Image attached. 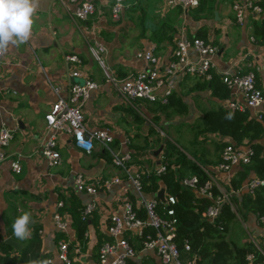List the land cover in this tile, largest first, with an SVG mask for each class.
<instances>
[{
  "label": "crops",
  "instance_id": "crops-1",
  "mask_svg": "<svg viewBox=\"0 0 264 264\" xmlns=\"http://www.w3.org/2000/svg\"><path fill=\"white\" fill-rule=\"evenodd\" d=\"M89 1L96 10L87 19L79 20L72 17L74 5L68 0H0V10L10 13L14 23L0 33L4 46L0 54V126L5 124L14 129L6 152L11 157L20 155L22 166L21 172L15 173L9 157L0 162V237L5 242L10 239L17 243L15 246L7 242L19 264H32L36 257L43 258L40 264H46L48 257L53 264H64L57 253V243L62 237L68 240L71 264H100V246L114 239L108 232V216L123 211V196H128L138 214L145 216L139 194L126 171L112 163L101 144L94 142L87 151L74 143L71 134L57 132L56 148L61 162L55 166L38 150L46 131L44 115L53 101L67 95L71 79L82 82L91 77L98 82L83 105L86 127L108 129L113 146L130 153V168L145 173L154 171L166 159L160 157L166 141L172 142L176 137L184 143L186 155L201 168L215 167L222 150L216 146L217 141L227 139L218 133H194L195 124L207 109L218 106L231 109L228 103L232 99L244 103L237 89L226 87L229 92L225 97L215 96L209 86L201 85L199 76L178 70L172 75L162 69L174 59L172 51L178 31L188 37L204 34L218 47L211 59L212 74L221 77L223 71L253 70L256 84L264 94V0L256 1L261 6L260 12L246 7L242 22L236 21L234 0H203V10L170 5L167 0H123V12L118 18L111 15L114 0ZM95 43L104 45L105 50H97ZM146 50L158 58L164 77L173 79L171 95L182 98L187 106L185 113L173 107L163 109L165 103L159 101L127 102L113 83L106 80L109 75L121 79L145 68L148 61L138 52ZM68 54L77 55L79 62H68ZM188 55L194 60L198 57L193 49ZM72 68L80 71L74 78L68 76ZM259 110L264 112V102ZM183 131H191L193 139H188ZM189 151L194 156L197 153L203 162L194 159ZM77 173L89 180L111 175H119L121 179L108 188L88 193L75 188ZM235 173L213 171L212 175L216 184L226 189ZM157 191L146 195L155 196ZM238 191L232 190L230 195ZM91 202L95 208L80 239L70 210H81ZM230 204L236 212V205L232 201ZM56 212L68 222L66 232L57 227ZM244 213V218L236 215L230 229L239 220L250 225L249 238L264 253V223L254 213ZM58 231L63 233L59 239ZM227 234L229 239L231 233ZM126 238L135 249L134 255L128 257L133 264H167L155 250L143 248L138 237L126 234ZM120 250L118 247L117 252ZM114 256L115 253L109 254L108 259Z\"/></svg>",
  "mask_w": 264,
  "mask_h": 264
},
{
  "label": "built area",
  "instance_id": "built-area-1",
  "mask_svg": "<svg viewBox=\"0 0 264 264\" xmlns=\"http://www.w3.org/2000/svg\"><path fill=\"white\" fill-rule=\"evenodd\" d=\"M63 1V0H61ZM170 5H180L184 8L194 7L199 0H167ZM257 0H234L232 9L236 17V21L242 22L246 7H251L257 12L261 11V6ZM73 4L72 17L74 19L85 20L92 14L96 7L89 0H68ZM123 12V0H114L111 6V15L118 18ZM14 25L13 19L5 10H0V33L3 29L10 28ZM97 50L103 52L104 45L95 43ZM3 44L0 42V54L3 50ZM190 49L197 52V59H191L188 55ZM218 47L207 39L198 36L188 37L185 32L178 31L175 37V46L173 48L174 59L165 66L166 73L174 74L175 70L182 73H191L199 78H211L210 68L212 67V55L216 53ZM148 61L145 68L138 70L136 73L130 74L121 79L109 75L106 80L111 81L117 88L121 96L131 102L137 99L147 101H159L167 103L173 87V79L167 78L161 73L158 58L151 50L139 51ZM68 62H79V58L75 54L66 55ZM80 74L79 69L72 68L68 76L74 78ZM221 79L227 88L237 89L243 98L244 103H240L237 99L229 101L228 106L235 110L250 109L253 115L261 117L263 111L259 110V106L264 102V94L262 89L257 86L255 73L253 70L246 72H230L223 71ZM98 86V82L91 77H86L82 82L72 81L68 85V93L65 97H58L51 104L45 113L46 131L42 140V147L38 149L48 163L52 166L61 162V154L56 148L58 142L57 132H67L74 137V143L83 146L87 151L93 146L94 142L101 144L110 154L111 161L114 165L123 168L129 180L139 194L138 201L143 207L144 217H140L137 209L134 207L128 196H123L121 213H110L108 216L107 228L112 241L102 243L99 249L100 264H125L128 257L134 255L135 249L126 238V234L134 235L141 241L143 248L153 249L160 256L161 260L167 264H197V254L190 252L189 255L184 253L191 249L188 240L183 241L182 247L178 246L177 239V218L175 216L174 204L176 198L172 194L164 193V201H160L155 196H148L142 193V175L145 173L142 169H131L129 162L131 155L129 152L121 151L113 146V136L106 128L90 129L84 123L83 105L90 97L91 92ZM56 91L59 87H54ZM14 135V129L2 124L0 126V162L9 157L10 167L13 172L19 173L22 170L20 155L9 156L6 147L9 145ZM253 150L250 146L240 147L233 143H227L220 152V159L215 167L218 171H223L228 175L233 168L240 163H249ZM163 158V154L160 155ZM166 170L164 160L158 163L154 172L161 174ZM203 170L207 174V178L199 183L197 174H189L182 176L180 182L187 187L196 189L197 194L207 196L212 201L206 206L203 216L214 221L220 212V204L223 200H229L230 192L222 189L216 184L213 173L205 167ZM119 175H111L105 178H96L94 180L86 179L81 173H77L74 177V185L78 191L88 193H96L101 187H110L112 183L120 181ZM264 184V176H252L245 183L244 188L249 193H254L255 189ZM216 186L219 193H214L213 188ZM159 202L163 203L165 216L158 211ZM58 204H62L59 202ZM95 208L93 202L87 203L81 210L82 218L87 217ZM259 220L264 223V217L258 216ZM54 220L59 230L66 232L68 222L63 219L60 213L54 214ZM149 225L153 231L146 228ZM219 229H222L219 226ZM1 246V241H0ZM118 247L121 248L117 252ZM68 240L65 237L59 239L57 243V253L59 259L64 264H71V258L68 256ZM115 253L114 258L108 259V255ZM261 259H256L254 252L246 255V261L242 264H264V253L259 250ZM1 264V263H0ZM46 264H53L51 257L46 259ZM238 264V263H234Z\"/></svg>",
  "mask_w": 264,
  "mask_h": 264
},
{
  "label": "trees",
  "instance_id": "trees-1",
  "mask_svg": "<svg viewBox=\"0 0 264 264\" xmlns=\"http://www.w3.org/2000/svg\"><path fill=\"white\" fill-rule=\"evenodd\" d=\"M195 10H203V0L194 6ZM193 8V7H191ZM199 36H198V35ZM198 37L206 39L204 34L197 33ZM203 87L209 86L212 94L219 97H225L229 90L222 82L221 77L212 74L211 79L200 81ZM198 85L197 87H200ZM163 109L173 107L179 113H185L187 106L179 95L172 93L168 97ZM218 133L226 137L227 140H218L216 146L223 148L227 143H233L236 146H250L253 150L249 163H240L233 170L235 175L229 179L230 183L225 185L226 190H239L240 193L231 194L229 200H223L220 206L218 217L214 221L203 216L206 206L212 201L207 196L199 195L195 188L184 186L180 178L186 174H197L199 183L203 182L208 176L198 163L189 158L181 146L173 144L170 140L163 148L164 162L166 170L161 174H155L154 171L142 175V192L152 194L158 188L164 187L166 194H172L176 198L174 204L175 216L177 218V243L181 248L185 240L190 242L191 249L186 253L197 254V264H242L246 261V255L254 252L256 259H261L254 242L247 237L242 229L240 238L228 239L227 232L236 220V215L245 217L244 211L252 212L257 216L264 217V184L257 187L254 193H249L242 189V183L252 176H264V112L261 117L253 115L250 109L231 110L218 106L217 108L207 109L201 120L195 124V132ZM204 153L201 154L203 156ZM211 173L218 171L216 167L206 166ZM238 167V168H237ZM214 193H219L216 186ZM230 201L236 205V212L232 209ZM82 210V209H81ZM81 210H70L73 216V223L77 226L76 233L78 238H82L89 218H82ZM79 211V212H78ZM158 211L165 216L163 203L159 202ZM143 217V215H140ZM219 226L222 229H219ZM146 228L153 231L147 225ZM238 234V235H239ZM1 241L0 263L1 264H19L17 256L10 251L12 246ZM186 255V254H185ZM43 258H34L32 264H40ZM125 264H133L131 259H127Z\"/></svg>",
  "mask_w": 264,
  "mask_h": 264
},
{
  "label": "rangeland",
  "instance_id": "rangeland-1",
  "mask_svg": "<svg viewBox=\"0 0 264 264\" xmlns=\"http://www.w3.org/2000/svg\"><path fill=\"white\" fill-rule=\"evenodd\" d=\"M169 134V133H168ZM171 135V134H170ZM183 135H185L188 139H193V134H192V132L191 131H183ZM169 136V135H168ZM172 138V137H171ZM173 142V144H176V145H178V146H181L182 147V149H184V151H187L186 150V147L185 146H183V144L184 143H182V141H181V139H179V138H177L176 137V139H174V141H172ZM190 152V151H189ZM191 153V152H190ZM192 154V157L194 158V159H197L199 162H203V161H201L198 157H197V153L195 154V156L193 155V153H191ZM239 222L240 223H236L235 225H234V227H232L228 232L229 233H231L230 235H231V237H229L230 239H234V237H236V238H240V236H241V234H239L240 233V230H244L245 231V233H246V235H247V237H250V235H251V232H250V225H244L245 224V222L244 221H241V220H239ZM239 234V235H238ZM63 236V233L61 232V231H58V233H57V238L59 239L60 237H62Z\"/></svg>",
  "mask_w": 264,
  "mask_h": 264
},
{
  "label": "water",
  "instance_id": "water-1",
  "mask_svg": "<svg viewBox=\"0 0 264 264\" xmlns=\"http://www.w3.org/2000/svg\"><path fill=\"white\" fill-rule=\"evenodd\" d=\"M160 149H161V147H159V148L157 149L156 153H157ZM156 196H157V198H158L160 201H164V188H163V187H161V188L157 191ZM6 242H9V243H11V244H13V245H15V246L17 245V243H16L15 241L10 240V239H7Z\"/></svg>",
  "mask_w": 264,
  "mask_h": 264
},
{
  "label": "clouds",
  "instance_id": "clouds-1",
  "mask_svg": "<svg viewBox=\"0 0 264 264\" xmlns=\"http://www.w3.org/2000/svg\"><path fill=\"white\" fill-rule=\"evenodd\" d=\"M164 193H165V191H164Z\"/></svg>",
  "mask_w": 264,
  "mask_h": 264
}]
</instances>
